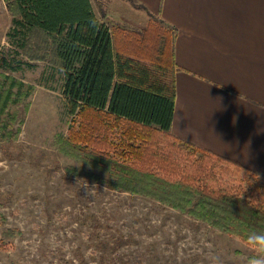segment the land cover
I'll use <instances>...</instances> for the list:
<instances>
[{
	"label": "trees",
	"instance_id": "obj_1",
	"mask_svg": "<svg viewBox=\"0 0 264 264\" xmlns=\"http://www.w3.org/2000/svg\"><path fill=\"white\" fill-rule=\"evenodd\" d=\"M5 1L22 55L63 73L62 94L73 125L57 144L79 164L66 168L69 177L156 199L257 246L248 237L264 235V192L255 185L247 189L243 178L244 173L256 174L171 133L174 30L156 19L140 31L110 27L96 16L91 0ZM6 79L10 86L5 93L0 82V116L15 102L14 85L23 87ZM2 233L6 240L21 234L7 228ZM60 264L68 263L60 259Z\"/></svg>",
	"mask_w": 264,
	"mask_h": 264
},
{
	"label": "rangeland",
	"instance_id": "obj_2",
	"mask_svg": "<svg viewBox=\"0 0 264 264\" xmlns=\"http://www.w3.org/2000/svg\"><path fill=\"white\" fill-rule=\"evenodd\" d=\"M113 1L91 3L101 17ZM125 18L141 27L151 20ZM14 28L6 1L0 0V82L4 93L10 86L6 78L23 84L14 85L15 102L0 116V264H60V259L68 264H249L264 258L257 246L156 199L69 177L66 168L79 164L57 144L73 125L62 94L63 73L27 60ZM244 174L247 189L259 186L264 192V178ZM5 228L21 234L6 240Z\"/></svg>",
	"mask_w": 264,
	"mask_h": 264
},
{
	"label": "crops",
	"instance_id": "obj_3",
	"mask_svg": "<svg viewBox=\"0 0 264 264\" xmlns=\"http://www.w3.org/2000/svg\"><path fill=\"white\" fill-rule=\"evenodd\" d=\"M101 13L110 27L145 28L132 14L174 30L172 135L264 178V0H116Z\"/></svg>",
	"mask_w": 264,
	"mask_h": 264
},
{
	"label": "clouds",
	"instance_id": "obj_4",
	"mask_svg": "<svg viewBox=\"0 0 264 264\" xmlns=\"http://www.w3.org/2000/svg\"><path fill=\"white\" fill-rule=\"evenodd\" d=\"M84 187L88 188L87 182ZM248 241L253 245H257L258 250L264 251V235H259L256 233L250 234ZM249 264H264V258H253L250 260Z\"/></svg>",
	"mask_w": 264,
	"mask_h": 264
}]
</instances>
